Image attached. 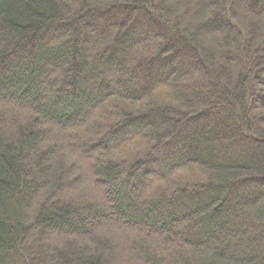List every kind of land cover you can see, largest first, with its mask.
I'll use <instances>...</instances> for the list:
<instances>
[{
	"label": "trees",
	"instance_id": "1",
	"mask_svg": "<svg viewBox=\"0 0 264 264\" xmlns=\"http://www.w3.org/2000/svg\"><path fill=\"white\" fill-rule=\"evenodd\" d=\"M0 264H264V0H0Z\"/></svg>",
	"mask_w": 264,
	"mask_h": 264
},
{
	"label": "rangeland",
	"instance_id": "2",
	"mask_svg": "<svg viewBox=\"0 0 264 264\" xmlns=\"http://www.w3.org/2000/svg\"><path fill=\"white\" fill-rule=\"evenodd\" d=\"M202 27H204V26H202ZM81 152H82V149H80V150L78 151V154H76V155L78 156ZM76 165L79 166V164H76ZM79 193H80V192H79ZM238 249L241 250L242 248L238 247Z\"/></svg>",
	"mask_w": 264,
	"mask_h": 264
}]
</instances>
